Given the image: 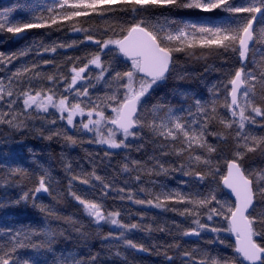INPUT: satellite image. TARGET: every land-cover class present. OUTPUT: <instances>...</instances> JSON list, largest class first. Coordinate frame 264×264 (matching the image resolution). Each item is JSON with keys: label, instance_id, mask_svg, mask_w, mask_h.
Listing matches in <instances>:
<instances>
[{"label": "snow or ice", "instance_id": "6c2138e0", "mask_svg": "<svg viewBox=\"0 0 264 264\" xmlns=\"http://www.w3.org/2000/svg\"><path fill=\"white\" fill-rule=\"evenodd\" d=\"M10 17L0 33L69 40L0 51V128L59 144L63 173L3 141L0 190L19 191L0 208L36 218L0 226V264H264V0H40ZM193 62L219 75L161 96ZM84 144L88 168L69 155Z\"/></svg>", "mask_w": 264, "mask_h": 264}, {"label": "trees", "instance_id": "16d2710c", "mask_svg": "<svg viewBox=\"0 0 264 264\" xmlns=\"http://www.w3.org/2000/svg\"><path fill=\"white\" fill-rule=\"evenodd\" d=\"M40 2V0H0V11L11 10L10 19L13 20H25L29 18L31 9L36 6V4ZM179 16L184 19L194 20L199 16L207 15L202 13L190 12L189 10H181L178 13ZM48 33V34H42ZM20 36L25 37V39H18L14 37L10 33H0V51L5 53L16 52L24 46L35 42L37 45L44 44L45 46L49 45L54 41H64L67 42L69 40V36H65L62 33L49 32L47 29H31L27 30L25 33H21ZM61 50L58 49V53ZM69 54L76 55L72 49L67 50ZM49 54H45L48 56ZM62 59V57H60ZM23 59H29L28 57H24ZM20 60H16L12 67H15L16 64H19ZM191 72V76L187 79L179 80L174 79L170 81L164 88L160 90V95L165 99L171 97L173 91L177 88L181 90H186L192 94H200L205 91L204 84L201 81L207 77L208 80H212L215 78L218 73H214L209 75L203 72V68L196 64L195 62L188 64L185 66ZM66 71V68H65ZM8 140L10 142L11 147H19L18 144L15 143L16 140H21L23 144H27L33 148V151L36 152L37 158L41 163L45 165L48 163V154L50 153L55 159H53L52 163L55 165L56 174L59 176H63V173L60 171V167L58 164V153L61 150V146L54 142H49L45 140H41L39 138H33L31 135L28 137H21L19 133H12L4 128H0V146L3 145L4 140ZM95 148L94 145H78L72 148L69 152L71 158L83 164L86 168L89 167L87 163V151H91ZM26 155H30L26 152ZM134 155H138L134 153ZM259 161H257L258 163ZM75 166V164H74ZM102 173L101 169L97 170ZM111 172V170H109ZM163 179V178H161ZM172 184H175V181H169ZM18 189H12L8 192L0 190V200H6L9 197H15L18 194ZM109 204L112 203L111 200L108 201ZM63 214L71 215L74 218L81 215L76 205V202L71 201L69 198L65 197L64 201L58 206ZM171 216L172 214H168ZM36 218V214L33 212L31 208H13V207H4L0 208V226H3L5 223L7 224H16V223H27ZM135 219V218H134ZM176 219H180L176 217ZM160 242L164 240L170 239L169 237H162L161 234H157ZM140 238V234H137V239ZM90 245L94 251H102L101 241L96 238L92 239ZM225 252L231 255V250L226 249ZM26 255H31L26 254ZM130 264H164L162 255H158L155 252L152 253H141L136 255L134 253H128Z\"/></svg>", "mask_w": 264, "mask_h": 264}, {"label": "water", "instance_id": "95a60500", "mask_svg": "<svg viewBox=\"0 0 264 264\" xmlns=\"http://www.w3.org/2000/svg\"><path fill=\"white\" fill-rule=\"evenodd\" d=\"M2 1H7V0H2Z\"/></svg>", "mask_w": 264, "mask_h": 264}]
</instances>
